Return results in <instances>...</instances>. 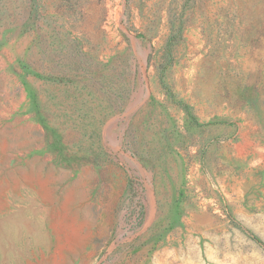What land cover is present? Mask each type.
Returning <instances> with one entry per match:
<instances>
[{
  "label": "rangeland",
  "instance_id": "obj_1",
  "mask_svg": "<svg viewBox=\"0 0 264 264\" xmlns=\"http://www.w3.org/2000/svg\"><path fill=\"white\" fill-rule=\"evenodd\" d=\"M0 264H264V0H0Z\"/></svg>",
  "mask_w": 264,
  "mask_h": 264
}]
</instances>
